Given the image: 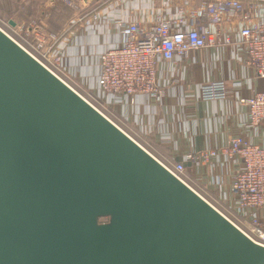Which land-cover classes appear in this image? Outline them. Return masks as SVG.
I'll use <instances>...</instances> for the list:
<instances>
[{
    "label": "water",
    "instance_id": "95a60500",
    "mask_svg": "<svg viewBox=\"0 0 264 264\" xmlns=\"http://www.w3.org/2000/svg\"><path fill=\"white\" fill-rule=\"evenodd\" d=\"M0 264H264V246L0 28Z\"/></svg>",
    "mask_w": 264,
    "mask_h": 264
},
{
    "label": "crops",
    "instance_id": "0c3cea01",
    "mask_svg": "<svg viewBox=\"0 0 264 264\" xmlns=\"http://www.w3.org/2000/svg\"><path fill=\"white\" fill-rule=\"evenodd\" d=\"M126 1L104 0L97 13L99 16L89 17L87 23L81 22L80 18L74 19L75 11L66 16L58 6L50 8L53 7L50 4L46 12L39 7L22 10L17 0H13L12 4L6 1L8 9L3 5L0 9L4 8L10 16L12 27L40 16L48 33L57 38L53 50L63 57L62 69L74 76L78 85H89L94 90L100 71V54L118 46L121 40L116 24L106 25L101 21H128ZM130 4L135 10L133 21L147 25L165 5V0H130ZM173 12L174 8L167 6L166 15L172 16ZM15 16L18 21L13 19ZM55 24L58 27H54ZM240 52L236 45L206 46L181 61L161 60L157 69V82L163 92L160 97L141 95L135 103L127 98L102 97L109 115L118 125L156 158L169 163L183 162L188 184L221 210L236 201L231 178L241 169L240 161L221 155L208 161H190L186 156L202 151L219 152L238 135L264 146L263 126L246 129L245 107L240 103L241 98L264 91V78L255 75ZM216 80L226 82V98L202 100L201 85ZM256 215L264 220V210Z\"/></svg>",
    "mask_w": 264,
    "mask_h": 264
},
{
    "label": "built area",
    "instance_id": "2783aa9c",
    "mask_svg": "<svg viewBox=\"0 0 264 264\" xmlns=\"http://www.w3.org/2000/svg\"><path fill=\"white\" fill-rule=\"evenodd\" d=\"M167 6L174 8L172 16L166 15ZM115 24L121 40L118 46L100 54V71L94 90L89 85L84 86L91 93L94 92L104 106L97 101H89L66 80L67 75L61 65L63 57L53 50L57 38L48 33L44 25L32 21L26 28V37H18L23 44L7 34L125 133L109 115L102 97L112 96L116 100L127 98L135 103L141 95L162 96L157 82L161 60L181 61L206 46L236 45L241 49L240 55L245 64L254 70L256 76L264 78V0H165V5L147 25L121 19H117ZM22 27L21 24L19 28ZM19 28L16 27L13 33L21 31ZM27 37H31L32 41ZM227 93L224 80L208 81L200 88L202 100L224 99ZM240 103L245 107L247 117L244 127L250 129L261 124L264 128V91L241 98ZM218 155L230 160L237 158L241 163V169L231 178L236 201L221 210L205 199L250 239L264 246V220L256 215V212L264 210V146L253 144L247 137L238 135L231 138L219 152L190 153L186 159L208 161ZM157 160L189 185L183 162Z\"/></svg>",
    "mask_w": 264,
    "mask_h": 264
},
{
    "label": "rangeland",
    "instance_id": "374dc122",
    "mask_svg": "<svg viewBox=\"0 0 264 264\" xmlns=\"http://www.w3.org/2000/svg\"><path fill=\"white\" fill-rule=\"evenodd\" d=\"M5 1H9V3L11 2V4H12L13 0H1V5L4 2L3 3L4 8L8 9V3L5 2ZM103 1L104 0H17L18 5H19L20 8H22V10L30 9L32 7H39V8H41V10H44L46 12L49 9V8H46L47 6H50V5L53 6V7H50V8H56L58 6L57 8H59L62 11H64L66 16H68L71 12L75 11L77 13V16H74V19L80 18L81 22H86V23L88 22V18L89 17L90 18H94V16H97V17L99 16V15H97V13L103 7L102 6ZM108 1H110V0H108ZM126 2H128L127 9L129 11L128 12L129 13L128 16H130L127 22L133 21L134 20V15H135V10L132 8V5L130 4V0H128ZM4 8L0 9V11L3 10V12L0 13V28L3 31H5L6 33L12 35L14 38H16L20 42H21V40H20L21 38L19 39L18 37H23V36L26 37V33H27L26 32V28L29 26V24L32 21H35L38 24L45 26V24L42 21H40V16H37L36 18H32V19H30V20H28L26 22H23V23L21 22L20 24H18L19 26L22 24L24 27L19 28V26H18V28L21 31H18V32H16L17 34H15V33H13V31L17 30V29L14 26L12 27V25L9 23L10 16H8V14L5 13V11H4L5 9ZM49 16H50V13H48V17ZM13 19L15 21H18L17 16L13 17ZM80 20L78 22H80ZM101 22H102V24H106V25L108 23H110V22L114 23V24L116 23L115 20H112V21L111 20L110 21L107 20V21H105L103 19H102ZM54 27H58V26L55 24ZM16 35H19V36L16 37ZM27 38H28L29 41H32L31 37H27ZM21 43L23 44V42H21ZM72 77H74V76H71L70 74H68L66 76V80H68L69 83L72 86L74 85L73 87L76 88V90L80 94H82L85 98H87L91 102H94V101L95 102L96 101L99 102L98 98L95 97L94 92L91 93L84 86L81 87L80 85H78V80L75 79V78H72ZM102 103L99 102V104L103 105Z\"/></svg>",
    "mask_w": 264,
    "mask_h": 264
},
{
    "label": "trees",
    "instance_id": "16d2710c",
    "mask_svg": "<svg viewBox=\"0 0 264 264\" xmlns=\"http://www.w3.org/2000/svg\"><path fill=\"white\" fill-rule=\"evenodd\" d=\"M6 2V1H5ZM4 3V2H3ZM3 3H2V5H3ZM0 5H1V0H0Z\"/></svg>",
    "mask_w": 264,
    "mask_h": 264
}]
</instances>
